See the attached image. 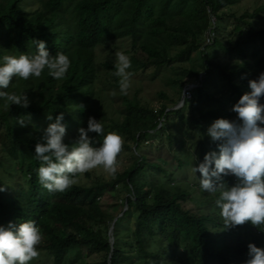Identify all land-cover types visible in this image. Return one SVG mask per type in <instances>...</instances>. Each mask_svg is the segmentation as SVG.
<instances>
[{
    "label": "trees",
    "instance_id": "obj_1",
    "mask_svg": "<svg viewBox=\"0 0 264 264\" xmlns=\"http://www.w3.org/2000/svg\"><path fill=\"white\" fill-rule=\"evenodd\" d=\"M37 1L36 9L27 10L22 5L23 0H0V64L5 55H35L34 41L42 40L51 56L64 53L71 66L63 80L53 79L45 70L40 78L32 77L27 81L14 77L7 89H0L8 93L24 92L30 102L28 108L12 104L6 109L4 99L0 98V121L9 139L15 140L6 150V159L11 163L18 161L20 166L17 164L18 168L13 170L21 172L25 178V183L18 185L14 195L3 197L0 192V226L7 227L11 222L18 227L20 223L34 220L43 234L38 248L47 251L49 264H74L77 260L74 254L80 250H85V257L101 256L89 264H121L126 243L118 238L124 231L117 225L119 217L124 224L127 219H134L135 242L127 250L137 252L143 259L141 264H246L249 259L247 242L264 248V226L258 229L245 223L225 228L221 210L215 204L219 195L204 192L200 186L197 190L208 196L210 207L207 211L186 207L187 201L201 200H195L194 187L190 189L187 181H181L176 174L177 170L187 167L195 155L201 163L206 153L219 151L220 142H213L207 134L210 118L230 120L231 116L223 107L224 101L211 92L217 82H224L231 89L236 103L243 94L251 92L250 78L235 80L241 67L223 71L218 66L216 72L221 79L217 81L212 66L215 64L209 59L207 49L214 46L223 53L241 55L246 40L247 43L264 44V29H256L249 17L264 11V4L251 12L244 11L233 18L231 25L222 27L225 14H219V10L229 0ZM210 15L216 18L214 26H211ZM210 29L214 33L212 42L203 44L202 33ZM234 34L242 37V41L234 39ZM122 38L129 39V48L123 52L131 53L143 72L148 66L157 68L177 63L182 73L172 75L170 84L175 86L178 99L184 85L203 72L201 86L192 91V99H185L180 108L167 110V103L152 107L141 103L136 94L132 97L121 95L119 77L113 75L116 62L111 57L99 62L97 48ZM172 48L178 49L171 54ZM109 52L114 53L112 48ZM190 52L198 53L201 67L182 64V61L188 63ZM261 60L264 68V52ZM113 94L119 97V102L110 107L107 102ZM159 95L172 105L178 101L168 97L166 92ZM87 110H91V117L104 126L103 135L91 132L95 135L91 146L99 147L103 136L114 132L123 137V148L129 149L133 144L138 154H133V162L117 172L115 178L96 176L85 184L77 182L63 193H50L38 181L41 162L35 158V145L43 143L45 125L55 122L60 113L64 114L62 123L66 126L64 143L71 145L78 138V129L87 124L84 123L88 121L84 119ZM28 114L33 125L21 127L17 124L25 135H15L16 126L12 121ZM48 115L52 120L47 119ZM173 119L181 134L173 132L172 127L165 133ZM234 120L239 122L237 115ZM186 122L193 132L199 133V147L195 155L187 148L185 157L176 154L174 145L178 143L177 134L188 136L184 129ZM164 134L177 170L147 160L141 151L142 146L154 144L149 143L148 138ZM3 164L0 159V167ZM149 166L162 174L158 183L139 177L141 170ZM85 175L90 176L89 173ZM222 179L229 188L237 183L234 176ZM3 182L0 173V186ZM119 188L127 194L124 199L127 206L116 212L111 245L107 235L109 224L103 225L111 206L103 208L101 199ZM124 203L121 202V206ZM217 229L220 230L217 232Z\"/></svg>",
    "mask_w": 264,
    "mask_h": 264
},
{
    "label": "clouds",
    "instance_id": "obj_2",
    "mask_svg": "<svg viewBox=\"0 0 264 264\" xmlns=\"http://www.w3.org/2000/svg\"><path fill=\"white\" fill-rule=\"evenodd\" d=\"M206 38L212 42L213 31L206 32ZM36 54L28 56L5 55L0 64V89H7L14 77L25 81L32 77L40 78L47 70L53 79L63 80L68 73L71 61L69 57L57 52L51 56L44 41H34ZM116 70L114 76L119 77L121 95H127L134 75L129 71L132 67L128 55L116 53ZM202 74V75H201ZM203 72L198 78L184 85L180 98L175 104L180 108L185 99H192V91L201 86ZM197 83V85L194 84ZM251 92L243 94L231 111L237 114V120L219 118L213 121L207 130L212 141H219L218 153H206L203 162L193 167V172L201 174L200 188L204 192L217 193L215 204L225 228L242 226L250 223L256 228L264 226V72L256 80H249ZM193 85V86H192ZM190 89V97L186 88ZM0 98L5 101V108L15 104L22 108L29 107V100L23 93L0 91ZM174 104V105H175ZM64 114L60 113L55 122L43 129L41 139L35 145V158L41 162L37 175L39 183L50 193H63L77 183V177L94 169L102 168L109 176L115 178L118 171L117 157L123 150L124 139L119 134L109 132L103 136L99 147L91 146L89 132L103 135L104 126L92 117L88 118L87 128L78 129V138L71 144L64 143L66 126L62 123ZM52 120V116H47ZM16 123L24 127L31 123V115L17 118ZM234 176L237 183L227 187L222 177ZM5 191L0 186V192ZM124 206H127L124 200ZM123 206V207H124ZM122 210H124L122 208ZM116 220V217H114ZM113 219L109 223L108 230ZM115 222V221H114ZM114 227V223H113ZM108 241L113 243V228L108 234ZM43 240L41 228L34 220H27L19 226L11 222L7 227L0 226V264H31L39 258L38 246ZM112 243H111V242ZM249 259L246 264H264V248L256 247L247 242Z\"/></svg>",
    "mask_w": 264,
    "mask_h": 264
},
{
    "label": "rangeland",
    "instance_id": "obj_3",
    "mask_svg": "<svg viewBox=\"0 0 264 264\" xmlns=\"http://www.w3.org/2000/svg\"><path fill=\"white\" fill-rule=\"evenodd\" d=\"M264 4V0H229L224 7H222L221 10H219V14L223 13L225 14V18L222 20V27L231 25V22L233 21L234 17L240 16L244 11L251 12L253 9L258 7L259 5ZM22 5L27 10H34L39 6V2L37 0H23ZM231 12H234V14H231ZM250 17V20L255 25L256 29L263 28L264 29V11L260 12L255 17ZM248 18V16H247ZM210 21L211 26L215 25L216 18L214 15H210ZM229 28L226 29V32H228ZM206 33H202V40L203 44L209 43L210 39L206 38ZM242 37L237 36L234 34V39L241 40ZM246 42V43H244ZM242 44V47H244V53L243 54H237L235 52L232 53H223L221 52L217 47H209L207 49L209 59L212 61V65L215 69V75L214 78L219 81L221 77L219 76L218 66L223 71L231 70L235 67H241V73L235 80H242L243 78H250L251 80H256L260 73L264 72L263 68V62L261 60L262 53L264 52V44H255L253 42H248L247 40L244 41ZM112 48L114 53L111 55L109 52V49ZM129 48V39L122 38L121 40H115L112 43L106 45V46H100L97 48V55L99 62L104 60L105 58H109L111 60H114L117 63L116 60V53L117 52H123L124 49ZM259 50V53H257V49ZM178 48H172L171 54L175 53ZM124 53V52H123ZM129 56L132 67L129 69V71H132L134 75L131 78V86L128 89V94L126 96L132 97L133 94H136V97L138 100H140L141 103H148L152 107H159L162 103H167L168 108L171 107V102L168 99L161 98L159 93L160 92H166L168 97L177 98L179 96L176 94L175 86H171L170 79L172 75L175 74H181V69L177 67V63H174L172 66H160V67H153L148 66L146 70L143 72L139 70V65L134 61L135 59L132 58L131 53H124ZM189 56L188 63H184L182 61V64L187 66H194V67H201V62L199 60V55L197 52H190L187 54ZM256 55V56H255ZM176 67V68H174ZM178 68V69H177ZM186 74V73H185ZM202 75V74H201ZM213 78V79H214ZM215 80V79H214ZM195 85H197L196 82H194ZM113 92V91H112ZM214 95V97L222 99L223 107L230 113V120H234L236 117V113L231 111V108L233 105L236 104L235 96L231 94V89L224 83V82H217V86L215 89L211 91ZM182 94V92H181ZM111 97V96H110ZM181 97V96H180ZM178 99V98H177ZM264 98L262 97L260 100V103H263ZM117 102H119V97L115 94L112 95V99L108 101L107 103L110 104V107L117 106ZM178 104L173 105V107H177ZM94 108L95 104L93 105ZM91 113H93L91 110H87L84 119L87 120L89 117H91ZM110 115V114H108ZM186 117L188 113L185 114ZM15 119L13 124L16 126L15 128V135L24 136L25 133L21 129L17 127ZM214 119L210 118L209 124L211 125L213 123ZM33 122L31 120L30 124H27L28 126H32ZM172 124L170 125V129H166V132L171 131V127L173 129V132H178L181 134V131L176 126V119L172 120ZM81 125L83 124V121L81 120ZM84 123H87L86 121ZM189 123V122H188ZM187 122L184 124V129L188 132L187 135H183L180 137L179 134H177L176 141L178 142L175 144V149L177 148L176 154L179 156H185L187 155V148H190V152L194 155L196 154V151L199 147L198 145V138L199 133L193 132L192 127ZM47 125V124H46ZM45 125V127H47ZM87 128V124L85 126V129ZM191 129V130H190ZM207 129V128H206ZM208 130V129H207ZM153 131V130H150ZM79 134V133H78ZM92 133L89 132L88 135L91 139L95 137V135H91ZM188 137H192V140H189ZM149 143L151 146L143 147L141 148V151L144 152V154L147 157V160L151 161H157L161 163L164 167L168 169H174L176 160L172 157L173 152L167 147L166 141L167 138L164 135H160L153 138H148ZM214 142V141H213ZM216 142V141H215ZM15 143V140L11 141L6 134V127L3 122L0 121V159L4 161V164L2 167H0V173L1 177L3 178V187L5 188V191L1 192L3 197L14 195L17 191V187L19 184L25 183V178L23 177L21 172H16L13 169L18 168V161L16 162H10L8 159H6V150L9 148L11 144ZM208 143V142H207ZM148 145V144H146ZM19 144H17L16 147H18ZM133 154L137 156L138 153L134 151V146H132L129 149L123 148L121 153L118 155V171H122L124 168H126L128 165H130L133 160ZM4 157V158H3ZM21 157V155H19ZM22 159V157H21ZM192 159V160H191ZM190 159V164L183 168L182 170H177V176L181 181L186 180L187 186L191 189L192 186L194 187V190L192 191V194L195 196V200L200 198L202 201H196L191 202L187 201L185 203L186 207L190 208H196V209H204V211H207L206 208H209L208 206V196L205 197V195L199 194V191L197 188L200 186V180L201 174L199 172L194 173L193 167L197 166L199 162L195 158ZM194 160V162H193ZM196 161V162H195ZM18 164V165H17ZM173 170V171H174ZM90 174L89 177H87L85 174L83 176H78L77 182H81L82 184L88 183L90 180L95 178L96 176H99L104 179L112 178L109 176L102 168H97L92 170L91 172H88ZM160 171L156 169L155 167H144L141 172L139 173V177L141 179H144L150 183H158L160 181ZM184 183V182H183ZM184 183V184H186ZM218 193V192H217ZM211 193L212 195H219V193ZM127 196L124 189L119 188L117 191L108 192L102 199V207H110V211L107 214H110L106 220L103 222V225L109 224L112 217H115L117 210L126 209V206H121V202L124 201L125 197ZM203 198V199H202ZM205 201V202H204ZM114 207V209H112ZM206 209V210H205ZM119 213L118 215H120ZM120 218L117 221V225L120 226V229H124L123 233L118 235V238L124 241L125 244V255L123 257L121 264H141L143 259H140L138 253L134 250L128 251L127 249L130 247L131 244H134V236H133V228H134V219L130 218V220L127 219L126 224L122 223L120 221ZM114 219V218H113ZM123 219V218H122ZM102 224V223H101ZM220 229H217L218 232ZM38 251L40 252L39 258L35 259L31 262V264H49V255L47 251L41 250L38 248ZM74 257L77 258L76 262L74 264H89L93 260H98L101 258L99 255H92L91 257H85V250H80L76 254H74Z\"/></svg>",
    "mask_w": 264,
    "mask_h": 264
},
{
    "label": "built area",
    "instance_id": "obj_4",
    "mask_svg": "<svg viewBox=\"0 0 264 264\" xmlns=\"http://www.w3.org/2000/svg\"><path fill=\"white\" fill-rule=\"evenodd\" d=\"M192 86L187 87L186 90H185L187 97H190V92L189 91L192 88Z\"/></svg>",
    "mask_w": 264,
    "mask_h": 264
},
{
    "label": "water",
    "instance_id": "obj_5",
    "mask_svg": "<svg viewBox=\"0 0 264 264\" xmlns=\"http://www.w3.org/2000/svg\"><path fill=\"white\" fill-rule=\"evenodd\" d=\"M114 221H115V218L113 219V221H112V223H111V226H110V228H109V230H108V234H111V232H112V228H113V223H114ZM111 242V241H110ZM112 243V242H111Z\"/></svg>",
    "mask_w": 264,
    "mask_h": 264
}]
</instances>
